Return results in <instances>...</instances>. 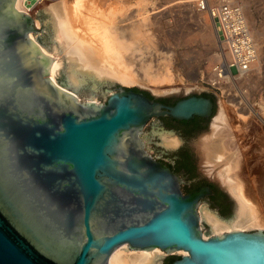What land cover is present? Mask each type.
<instances>
[{"label": "water", "instance_id": "water-1", "mask_svg": "<svg viewBox=\"0 0 264 264\" xmlns=\"http://www.w3.org/2000/svg\"><path fill=\"white\" fill-rule=\"evenodd\" d=\"M0 0V264H109L118 247L130 264H264V231L203 237L208 188L156 161L141 135L149 120L211 116L188 97L165 106L122 88L105 104L49 81L53 56L28 39L32 18Z\"/></svg>", "mask_w": 264, "mask_h": 264}, {"label": "rangeland", "instance_id": "rangeland-1", "mask_svg": "<svg viewBox=\"0 0 264 264\" xmlns=\"http://www.w3.org/2000/svg\"><path fill=\"white\" fill-rule=\"evenodd\" d=\"M186 1L195 0H94L95 5L99 8L98 10H100L105 17H102L104 21L101 22L98 20L100 16H93V14L90 15L88 12H86L87 15L89 14L88 16H92L94 18V24H96L97 26L95 28L97 33L105 32L106 34H114L118 30L114 29V27L118 26V28H121V30L122 28L127 30L129 29L128 27H130L132 22H134L132 23L133 25L138 24L139 26H141L140 30L143 37L135 42H127L128 49L121 52V56L124 53L127 56V60L129 58H132V60H128L132 62L130 64L131 67H129V72L132 74V76L139 75L140 73H142L143 76V72H141V70L139 72L137 71L140 69V64L142 63V61H146L147 64L151 62V66L154 70H156L158 64L167 61L170 64L169 70L173 81L168 83V87H176V89H178V92L168 94L153 92V85L141 84V82L138 81L133 82L132 78L129 76L124 78L125 83H122L118 80H109L104 76H99L98 78H94L91 76L85 78L84 81L78 82L82 84L81 88L78 90V96L83 102L92 100L96 104H105L110 92H115L116 89L122 88L124 90H137L141 92H147L152 96L154 100L160 98L178 99L189 96L204 95L211 97L215 101V110L207 127L204 130V133L197 138V140L199 141L196 140V146L204 137L213 135L214 127H217L218 125L221 126L219 127L221 129L224 126L222 121L215 124V119L218 117L220 110H222V108L225 109V113L227 114L226 117L230 125L229 129L232 130H230L231 133L237 135V140L239 142V147L243 154L242 156L244 157V160L247 161L250 168H257L259 166L260 169H262L259 174L254 173L252 174V176H249L251 185L253 186V199H248L249 201L251 200L250 203H257L256 206L261 211V214L264 217V36L261 40L256 41L257 34H264V0H240L244 15L246 6L251 16V18H248V20L246 21L257 46L256 61L258 62V64L251 67L254 74L252 80L246 84L240 83L241 80L236 81L234 85L229 82L221 84L215 83V85L217 84L219 89L211 87L209 83H212L214 81L210 79V76L214 75L212 68L214 64L219 60L220 55L218 51L221 45L218 42L213 24L206 13L205 15L207 18V25L209 26V28H211V32L213 33V46L207 49L203 47V44L200 40H194V36H196L201 29L196 12L203 11H200L198 8L199 0L188 4L182 3ZM218 1L219 0H211L209 4ZM60 2L61 0H45L43 5L34 9L31 13L25 14L31 16L35 26L37 27L36 29V27L33 25L37 32L33 33L32 38L38 37L39 43L50 48L49 53L44 51V49L43 51L44 53H46L45 55L53 56V65H56L57 62H60V67H57L56 71L53 72V75H57L60 79V82H65L64 75L68 76V70L66 69L65 64H69L70 62L66 60V50L61 49L60 54L55 53L54 51V35L52 34V26L48 24V22H50L52 18L47 12V9L50 6L56 5ZM69 2L68 5L70 9L71 2ZM109 12H111L112 16L115 17L109 15ZM141 18L145 20L147 25L144 21L140 23L139 20H143ZM107 19H109V22H107L108 24H106L105 22V20ZM98 22L100 24H98ZM102 26L104 27V29L102 28ZM76 40L80 42L84 47L92 49L86 42L78 38H76ZM145 40L147 41V43L145 42ZM122 41L129 40L123 39ZM125 55H123L124 58ZM212 55L216 56V59H213L211 61H207L205 59L206 56L211 57ZM186 60H192L190 61V68L187 67L185 62ZM104 64L105 67L108 66L106 63ZM153 69L152 72L154 71ZM102 80L109 81V84L101 85L99 89H97L98 84L101 83ZM93 93H95V96H93L92 99L91 94ZM233 97L235 98V105L233 101H229ZM241 107L245 108V111H247L248 113H241ZM254 112L258 114L261 120L254 116ZM238 114L239 116L241 114L244 115L246 119L243 120L240 117L238 118ZM148 123L142 131L141 139L152 156L164 157L162 154V150L158 145L166 146L164 140L165 138H175L166 136V134L162 132L151 129ZM207 138L209 139L210 137ZM160 139L162 140V142L160 141ZM193 144H195V142ZM196 149V152H198V164L201 174L205 178L215 182L227 193H229V195H231L229 190L224 185H222L221 180L218 177L216 178L215 175L217 173H223L226 169L225 167L228 164L226 163L228 162L227 160H230L231 162L232 159L230 158L226 161L214 162L211 158H208L209 164L206 166V168L203 165L204 158L200 150L198 149V147H196ZM200 206L202 208L201 214L206 210L214 213V211L208 208L205 203H201ZM236 211L237 202L236 207L233 208V211L229 218H232L234 212L236 213ZM199 225L201 233L206 238L210 237L213 234H219L214 230H212V234L210 232L209 225L204 222V220L203 223ZM254 230L259 229L249 228L245 231ZM260 230L264 231L263 228ZM225 232L227 231H222L221 233Z\"/></svg>", "mask_w": 264, "mask_h": 264}, {"label": "bare ground", "instance_id": "bare-ground-1", "mask_svg": "<svg viewBox=\"0 0 264 264\" xmlns=\"http://www.w3.org/2000/svg\"><path fill=\"white\" fill-rule=\"evenodd\" d=\"M69 1L71 2L70 9L68 5ZM210 1L211 0H207L208 4ZM44 2L45 0H15L11 10L22 13H31L34 9L43 5ZM192 2H196V0L186 1L182 3L188 4ZM98 9L99 8L95 5L94 0H61L60 3L56 5H52L47 9V12L50 14L52 18L51 21L48 22V24L52 26V34L54 35L53 38L54 51L55 53L60 54L61 49L66 50V54H65L66 60L70 62L69 64L68 63L65 64V67L68 70V76L64 75V79H65L64 83L66 84V86L72 88L73 91H78L82 85L81 83L78 82L84 81L85 78L87 77L92 76L94 78H98L99 76H104L109 80H113V81L118 80L122 83H125L124 78L129 76L132 78L133 82L138 81L141 82V84L153 85L154 88L153 92L167 93V94L178 92V89H176V87H172V88L168 87V83L173 81L169 70L170 64L167 61L158 64L157 67L155 66L156 70H154L151 66V62L147 64L146 61L141 60L142 63L140 64V69L137 71L139 72L141 70V72H143V76L142 73L136 76L135 75L132 76V74L129 72V67H131L130 64L132 62L128 61L130 58L127 60L126 58L127 56L124 53L123 55H125V58L123 55L121 56L122 54L121 52H123V50L126 51L128 49L127 42L128 43L133 41L135 42L143 37L141 35V30H140L141 26H139L138 24L133 25L132 23L134 22H132L131 23L132 26L129 24L130 27H128L129 29L127 30L123 28L121 30V28H118L119 27L118 26V27H114V29L116 30L118 29L117 30L118 32L114 30L117 33L116 32L114 34H106L105 32L97 33V31L95 30L97 26L96 24H94L95 20L92 16H88V15L89 14L90 15L93 14V16L98 15L100 16L98 20L100 22L104 21L102 19V17H104L103 13H101V11ZM86 12H88L89 14L87 15ZM196 13H197L196 14L197 18L199 19V24L201 29L199 33L196 36H194V40H200L204 48L207 49L211 48L214 43L213 33L211 32V28H209V26L207 25V18L205 12L197 11ZM109 15L112 16L111 12H109ZM245 17L246 20H248V18H251L246 6H245ZM139 21L140 23L142 21L145 22L144 19ZM32 22L33 25L35 26L33 19ZM105 22L106 24H108L107 22H109V19L105 20ZM98 24L100 23L98 22ZM145 24L147 25L146 22ZM102 28L104 29L103 26ZM27 36L40 54L45 55L46 53H44V51L49 53L50 48L48 46H44L41 43H39L38 37L32 38L33 33H28ZM263 36L264 34L262 33L257 34L256 41L261 40ZM76 38L86 42L92 49H88L84 47L80 42L76 40ZM123 39L124 40L128 39L129 41H122ZM145 42L147 43L146 40ZM205 59L207 61H211L213 59H216V56L214 55H212L211 57L206 56ZM130 60H132V58ZM190 61L189 60L185 61L188 68L191 67ZM104 63H106L108 66L105 67ZM257 64L258 62L255 61L251 67ZM57 67H60V62H57L56 65H52L49 71V81L53 85L60 88L61 86L59 85L60 83L59 77L57 75H53V72L56 71ZM152 69L154 70L153 72ZM253 76H254L253 70L251 69L250 71L236 77L227 76V78H225L224 80L233 85L235 84L236 81H240V80H241L240 83L246 84L252 80ZM210 79L212 81L213 80L215 81L216 80L215 75H211ZM108 82L109 81L107 80H102L101 83L98 84L97 89H99L101 85L109 84ZM221 82L222 81L219 80L216 81V83L219 84H221ZM73 95L76 96L77 101H81L78 95L75 94ZM91 95L93 99L95 93ZM229 101L231 102L233 101L234 103L235 98L233 97ZM87 102H93V101L88 100ZM235 104L236 102L234 103V105ZM243 107L240 108V112L246 114L247 111H245V108ZM253 114L254 116L260 119L257 113L254 112ZM226 115L227 114L225 113V109L222 108V110H220L218 117L215 119V124L222 121L224 126L221 129L219 128L221 126L218 125H217L218 128L214 127L213 135L207 136L210 137L209 138L210 140L207 137H204L202 140H200V142L197 145L198 149L200 150L204 158L203 165L205 167L209 164L208 158H211L212 161L214 162L226 161L227 159L230 158L232 159L231 162L230 160H227L228 162L226 163L228 164L225 167L226 169L224 170V172L217 173L215 177L216 178L218 177L221 180L222 185H224L229 190L233 198L236 200L237 202L236 213L234 212V215L229 220H222L216 214L209 212L208 210H206L205 212L203 211V213L201 214L202 212L201 206H199V210H198L200 224L203 223L204 220V222H206L209 225L211 233L212 230L219 233V234L212 233L213 235H217V236L223 234L221 233L222 231H227V232L236 231V230L245 231L246 229L249 228H257L259 230L262 228L264 229V217L262 216L261 211L256 206L257 203L256 204L253 202L250 203L251 200L249 201L248 199V198L253 199V186L251 185L249 176H252V174L254 173L259 174L262 169H260L259 166L257 168L256 167L250 168L247 161L244 160V157L242 156L243 154L239 147V142L237 140V135L231 133L232 130L229 129L230 125ZM239 117L243 120L246 119V117L242 114L240 116L238 114V118ZM164 140L167 147H174L178 143L176 139L165 138ZM203 237L205 236L203 235ZM122 249L125 250V246L118 247L115 251L111 253L109 257V264H130L128 258H135V257L148 258V254H146L145 252L122 254Z\"/></svg>", "mask_w": 264, "mask_h": 264}, {"label": "flooded vegetation", "instance_id": "flooded-vegetation-1", "mask_svg": "<svg viewBox=\"0 0 264 264\" xmlns=\"http://www.w3.org/2000/svg\"><path fill=\"white\" fill-rule=\"evenodd\" d=\"M132 91L135 93H142L149 99H153L147 92L137 90ZM195 97H204L211 101L212 116L215 110V101L206 95ZM185 98H160L155 99V101L165 106H173L178 101ZM211 116L208 118L194 117L193 119L187 121L175 120L170 117H158L149 120L148 125L151 129L162 132L166 134V136L174 137L178 141L177 145L174 147L158 145L162 150L164 157L151 156L156 161L169 168L172 172L179 175L183 181V184H181V192L183 194H190L192 192L199 191L204 187L208 188L211 194L207 195L201 203H205L207 207L214 211L220 219L229 220L233 208L236 207L235 199L215 182L205 178L199 170L198 152H196V143L199 141L197 138L204 133ZM160 141L162 142L161 139ZM194 142L195 144H193ZM162 264H165V261L162 260Z\"/></svg>", "mask_w": 264, "mask_h": 264}, {"label": "built area", "instance_id": "built-area-1", "mask_svg": "<svg viewBox=\"0 0 264 264\" xmlns=\"http://www.w3.org/2000/svg\"><path fill=\"white\" fill-rule=\"evenodd\" d=\"M198 8L208 15L221 45L219 60L212 68L216 80L208 82L218 88L216 81L226 83L227 76L236 77L251 70L257 59V46L240 0H219L211 4L199 0Z\"/></svg>", "mask_w": 264, "mask_h": 264}]
</instances>
